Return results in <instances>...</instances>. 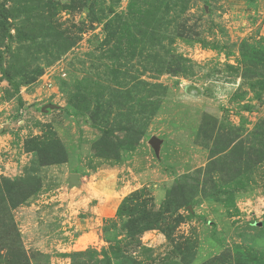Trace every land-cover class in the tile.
<instances>
[{"label": "rangeland", "instance_id": "obj_1", "mask_svg": "<svg viewBox=\"0 0 264 264\" xmlns=\"http://www.w3.org/2000/svg\"><path fill=\"white\" fill-rule=\"evenodd\" d=\"M0 264H264V0H0Z\"/></svg>", "mask_w": 264, "mask_h": 264}]
</instances>
